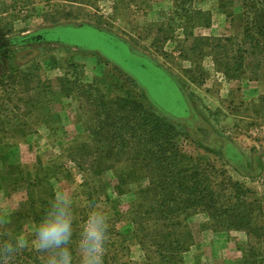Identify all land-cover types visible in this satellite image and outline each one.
I'll return each instance as SVG.
<instances>
[{"label":"rangeland","instance_id":"1","mask_svg":"<svg viewBox=\"0 0 264 264\" xmlns=\"http://www.w3.org/2000/svg\"><path fill=\"white\" fill-rule=\"evenodd\" d=\"M241 2L227 0L221 6L218 0H0V37L58 24H92L122 38L132 51L149 58L177 83H168L167 88L147 71L153 85L140 89L128 74L137 80L140 74H147L136 67L135 60L131 63L125 52L92 30L61 32L84 47L89 44L92 50L52 44L22 49L28 52L21 55V49H12L7 59L8 72L13 76L9 80L12 99L26 106L21 116L31 124L24 137L11 136L9 130L0 128V172L7 169L5 175V170L0 174V226L6 234L30 239L31 229L38 223L25 214L9 217L15 210H23L18 203L25 198L24 189H10L9 171L23 174L27 170L47 180L43 185L53 196L58 189L72 193L77 217L74 244L90 206L101 205L111 213L104 264H143L144 250L134 236L137 225L131 210L139 199L138 188H146L150 178H124L117 190V175L130 170V162L125 155L103 159L105 147L95 143L97 118L105 109L114 110L110 101L119 97L148 106L146 95L171 117L180 115L184 97L188 112L175 122L180 151L222 170V175H210L213 187L227 176L250 189L246 198L263 202L264 57L253 55L248 38L242 37L239 25L245 8ZM105 41L107 45H103ZM224 43L232 50L242 43L240 46L248 51L242 52V63L230 74L213 59L217 50L214 44ZM29 65H35L39 82L32 91L25 89L19 74H13ZM41 85L47 86L42 89ZM8 93L0 87V101L4 102ZM140 113L137 109L133 116L138 118ZM91 135L90 149L98 155L91 166L100 170L96 176L79 171L66 154L71 146L89 144ZM263 218L264 208L255 209L250 224L258 228ZM184 222L190 246L174 264L264 261V240L243 226H214L203 212L189 214ZM26 250L36 251L31 247ZM252 251L262 255L256 257ZM74 264H78L75 254Z\"/></svg>","mask_w":264,"mask_h":264},{"label":"trees","instance_id":"2","mask_svg":"<svg viewBox=\"0 0 264 264\" xmlns=\"http://www.w3.org/2000/svg\"><path fill=\"white\" fill-rule=\"evenodd\" d=\"M218 1L219 5L222 6L227 0ZM241 3L245 8V11L242 12L244 16L242 24L239 25L242 37L248 38L253 55L258 56L260 54L261 57H264V0H242ZM229 16L232 18L231 14ZM64 30L77 33L92 30L105 38L115 37L126 51L131 50L119 36L88 23L58 24L30 32L1 36L0 87H4V90L9 91V93L4 102L0 101V128L9 130L11 136L24 137L25 132L30 130V122L27 123L26 118L21 116V113L26 111V106L21 103V100L18 101L19 104L12 99L11 91L13 88L10 86L12 82L9 83V80H13V76L8 72L10 70H8V54L12 49H21L19 51L22 52V55L28 52L22 49L52 44H65L75 48L89 49L87 48L89 44L84 47L83 43H78L75 41L76 39H69L67 34L61 33ZM218 40L224 42L223 38ZM242 43L236 45L235 50L227 48L226 43L223 46L214 44L217 48L214 52L219 56L215 55L213 59L217 64L224 67L226 74H230L229 71H237V65L243 61L242 52H248L247 49L240 46ZM100 47L103 46L100 45ZM229 49L230 54L227 53ZM144 62L146 64L152 63V66L156 67L153 69L160 73V76H156V72L151 70L150 72L155 76V78L152 77L153 80L159 83L161 81L165 86H169L168 83L177 85L168 72L154 64L149 58ZM229 66L235 67L230 70ZM35 70V65H29L22 69H16L13 74H19L17 77L26 85L25 89L29 87L28 91H32L39 86L38 74ZM128 76L132 83L140 89L142 85L146 87L153 85L152 80L143 74L139 75L140 80L131 77L129 74ZM162 76L163 80H161ZM45 86L47 85L40 87L44 89ZM145 98L148 106L120 97L110 101L111 107L114 106L115 108L114 110L105 109L100 113L101 118H97L98 128L94 134L98 135L95 138V143L105 147L102 148L103 159L109 156L113 159L125 155V158L130 162V170H127L125 174L117 175V182L114 184L117 190H120L119 186L124 178L134 177L137 179L141 175H148L150 178L146 188H138L139 199L134 203L131 210L133 223L135 222L137 225L134 236L144 250L143 264H153V262L158 264L179 263L182 260V253L190 246L188 242L190 234L184 220L189 214L197 212H203L214 226L220 224L227 227L243 226L247 231H253L254 237L264 240V218L258 228H253L254 226L250 224L253 211L264 208V201L246 198L250 189L244 188L239 181L227 176H223L213 187L212 182H210V175H222V170L212 162L201 163L199 160L184 154L177 146L175 138L180 132L177 130L175 122L188 112L189 108L185 98L183 97L184 102L181 104V113L176 117L169 116L156 103L151 102L146 95ZM103 106L102 103V109ZM137 109L141 112L138 118L133 116V112ZM93 138L91 135L90 143L79 144V148L71 146L66 154L79 171L96 176L100 170L97 166H91L98 156L90 149ZM124 149H127V152H124ZM6 170L4 167V172L1 171L0 174L3 172L5 175ZM9 177L12 179L9 183L10 189L21 188L25 192L23 202L18 203V205L21 203L23 210L21 208L20 211L15 210L9 217L21 218L20 214H25L31 221L39 222L53 197L50 188L43 185V183L47 184V180L42 177L37 178L32 175L31 171L27 170L23 171V174L22 171L18 174V172L10 170ZM223 187L227 192H224ZM6 233V230L0 226V238L8 237ZM252 252L256 257L258 254L262 255V252ZM37 254V251L21 250L11 260L10 264H42V259ZM259 263L264 264V261H259ZM259 263L255 260L252 264Z\"/></svg>","mask_w":264,"mask_h":264},{"label":"clouds","instance_id":"3","mask_svg":"<svg viewBox=\"0 0 264 264\" xmlns=\"http://www.w3.org/2000/svg\"><path fill=\"white\" fill-rule=\"evenodd\" d=\"M76 220L72 193L56 190L31 229L30 239L18 235L0 238V264H10L18 252L29 247L42 254V264H74V254L78 264H104L111 213L101 205L90 206L74 244Z\"/></svg>","mask_w":264,"mask_h":264},{"label":"flooded vegetation","instance_id":"4","mask_svg":"<svg viewBox=\"0 0 264 264\" xmlns=\"http://www.w3.org/2000/svg\"><path fill=\"white\" fill-rule=\"evenodd\" d=\"M107 38V40L109 41V43H110V45H112L113 47H115V49H119L120 51H123V52H125V54L123 53V55L128 59H132V61H131V63L134 61L135 63H136V67L139 69V70H141L142 72H145L146 74H147V76H149V74H148V72L147 71H153V72H157V71H155L153 68H156V67H153L152 66V63L151 64H146L144 61H146L147 60V57H145V56H143V55H141V54H139V53H137V52H135V51H132V50H127L126 51V49H124L122 46H121V44L116 40V38L115 37H113V38H111V37H106ZM107 41V42H108ZM87 48H89V49H91L92 50V47H87ZM132 51V52H131ZM139 61V62H138ZM151 76V75H150ZM157 76H160V75H157ZM151 77H153V78H155V76H151ZM161 78H163V76L161 77ZM166 82V81H165ZM167 88H169V86H166ZM178 87V86H177ZM178 92H179V94H180V96L182 95V93H181V91H180V89L178 88ZM184 99V98H183Z\"/></svg>","mask_w":264,"mask_h":264},{"label":"water","instance_id":"5","mask_svg":"<svg viewBox=\"0 0 264 264\" xmlns=\"http://www.w3.org/2000/svg\"><path fill=\"white\" fill-rule=\"evenodd\" d=\"M103 45H107V42L105 41V42L103 43Z\"/></svg>","mask_w":264,"mask_h":264}]
</instances>
